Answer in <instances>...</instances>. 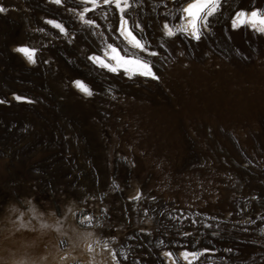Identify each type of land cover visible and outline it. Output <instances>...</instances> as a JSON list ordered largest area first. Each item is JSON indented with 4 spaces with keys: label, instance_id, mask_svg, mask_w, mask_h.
<instances>
[{
    "label": "rangeland",
    "instance_id": "374dc122",
    "mask_svg": "<svg viewBox=\"0 0 264 264\" xmlns=\"http://www.w3.org/2000/svg\"><path fill=\"white\" fill-rule=\"evenodd\" d=\"M78 1L0 0V264H84L76 241L106 264H186L204 249L195 264H264V36L230 23L264 0H222L199 41L162 31L185 0H139L127 16L158 80L90 61L126 46L114 7L100 0L89 27Z\"/></svg>",
    "mask_w": 264,
    "mask_h": 264
},
{
    "label": "snow or ice",
    "instance_id": "6c2138e0",
    "mask_svg": "<svg viewBox=\"0 0 264 264\" xmlns=\"http://www.w3.org/2000/svg\"><path fill=\"white\" fill-rule=\"evenodd\" d=\"M50 3L57 6H63L64 0H49ZM139 2V0H102L104 6H112L119 14V25L115 29L119 38H121L126 48H121L119 45L114 46L111 43H107L102 49L103 55L89 56L88 59L92 61L97 67H100L109 72L123 71L128 74L129 78L134 75H140L149 77L153 80H158L159 77L152 71L151 63L145 60L137 53H144L150 56H156L154 51H148L147 41L143 36H139L137 33L142 32L143 28L139 23H132L128 19L127 13L129 10ZM177 2V0H174ZM83 5L82 10L77 12L80 21L89 27H98L96 22L89 18L87 14L95 11L100 6V0H80ZM222 0H185L178 11L180 13L178 24L164 23L162 31L167 38H174L178 34L183 35L186 38H190L195 41H199L205 30L210 28L211 20L221 8ZM91 5V7H88ZM6 11L5 8L0 6V13ZM69 11H74L69 9ZM174 13H169L168 16H173ZM108 12L104 13V18L107 19ZM53 28L57 29L61 35L68 36L69 33L65 26L53 20L45 21ZM243 26H248L259 34H264V10H252L246 12L244 10L237 11L231 17V27L233 30H237ZM111 28V25H109ZM43 31V29H40ZM71 43V40H69ZM132 49L134 51H130ZM17 53L24 56L29 64H35L36 53L38 49L30 46H20L14 49ZM73 87H75L82 95L91 97L94 93L91 88L81 80L73 81ZM13 99L17 103H33V101L27 97L20 95H13ZM7 103L6 100L0 99V104ZM139 199V196L136 197ZM231 252L232 249H227ZM208 249L203 251H185L182 255L186 264H195L203 256L212 255ZM170 252H166L165 256H172Z\"/></svg>",
    "mask_w": 264,
    "mask_h": 264
},
{
    "label": "bare ground",
    "instance_id": "6f19581e",
    "mask_svg": "<svg viewBox=\"0 0 264 264\" xmlns=\"http://www.w3.org/2000/svg\"><path fill=\"white\" fill-rule=\"evenodd\" d=\"M79 3H80V1H78ZM88 7H91V5H88ZM47 21V20H46ZM46 23V22H45ZM231 23V22H230ZM47 24V23H46ZM49 27H51L52 29H54V30H56V31H58L57 29H55V28H53L51 25H49V24H47ZM118 25H119V22H118ZM118 25H117V27H118ZM116 27V28H117ZM249 30H252V29H250L248 26H246ZM252 31H254V30H252ZM255 32V31H254ZM257 33V32H256ZM115 34H116V36L119 38V36H118V34H117V32L115 31ZM257 34H259V33H257ZM262 36H264V34H261ZM119 40L123 43V45L124 46H126L127 47V45L125 44V42L121 39V38H119ZM132 50V49H131ZM134 51V50H133ZM16 52V51H15ZM17 53V52H16ZM19 54V53H18ZM21 55V54H20ZM101 55H103V52H102V54ZM21 56H23V55H21ZM122 71V70H121ZM123 72V71H122ZM73 85V84H72ZM75 88V87H74ZM76 89V88H75ZM77 90V89H76ZM78 91V90H77ZM79 92V91H78ZM80 233H83V232H80ZM85 235V234H84ZM71 238V237H70ZM77 238V237H76ZM75 239V238H74ZM76 240V239H75ZM78 240V239H77ZM75 242V241H74ZM83 243V242H82ZM75 244L77 245V250H76V253H75V255H76V257H79V258H83L84 260H85V263L84 264H106V259H105V256L103 255V254H101L100 252H97V250L96 249H89L88 247H86V245L88 244H82L81 245V243H79L78 241H76L75 242ZM73 246V245H72ZM88 246V245H87ZM75 248V247H74ZM71 254V253H70ZM72 255H74V254H72ZM180 256V255H179ZM161 257H166L167 259V263L168 262H171V259H170V257L169 256H165V253H162V256ZM181 258L180 259H182V257H183V255H181L180 256ZM60 258V257H59ZM61 260V259H60ZM61 261H59V259L57 258H54V257H51V258H48L47 260H46V262L45 263H43V264H62V263H60ZM82 262V261H81Z\"/></svg>",
    "mask_w": 264,
    "mask_h": 264
}]
</instances>
